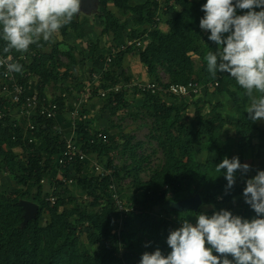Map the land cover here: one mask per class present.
Returning a JSON list of instances; mask_svg holds the SVG:
<instances>
[{
    "label": "trees",
    "instance_id": "trees-1",
    "mask_svg": "<svg viewBox=\"0 0 264 264\" xmlns=\"http://www.w3.org/2000/svg\"><path fill=\"white\" fill-rule=\"evenodd\" d=\"M132 1L98 0L102 33L113 35L117 47L126 44L125 31H129L130 40L141 39L142 43L137 47L139 61L152 81L164 83L160 74L162 69L170 80L165 86L171 83L198 82L202 74L211 83L218 82L213 94L225 96L233 104L237 118L224 115L216 106L209 113L198 112L196 121L189 124L184 120L186 98L168 103L158 94L144 93L145 107L157 119L161 130L159 145L165 152L166 160L149 181L143 182L136 178L140 196L136 202L131 201L136 212L121 211L112 202L108 190L111 177L92 175L94 172L83 173L85 163H76L74 166L86 200L80 201L77 197L66 199L59 194L58 189L45 186L46 183L56 186V182L50 179L45 183L42 180L57 168L56 156L62 152L66 141L57 130V118H34L38 124L35 136L40 142L32 143H29L30 132H26L24 126L5 125L4 121H0V171L10 174L16 184L14 193L0 192V264H121L122 261L129 263L135 257L141 260L144 252L152 253L157 248L166 257L171 252L167 244L171 231L164 229L168 227L167 220L155 218L154 213L159 209L173 213L181 224L183 220L196 223L198 214L211 216L221 209L249 221L257 217L245 202L243 191L247 179H250L251 170L254 176L257 171H264V159L257 165L248 164L245 152L255 153L257 148L264 149V129L259 121L249 119L246 109L250 99L246 90L238 85L230 73L218 71L217 76L213 77L207 70L205 56L208 52H216L218 45L209 40V30L200 28V19L205 15L201 8L206 0H146L136 5ZM112 6L121 15L133 14L135 29L130 30L128 22L121 21ZM254 10L259 12L261 9ZM247 11L237 9V15ZM76 17L77 14L70 23L60 28L65 37L69 29L74 30L77 39L85 37V25L88 22H80ZM157 17H160V21L156 20ZM46 44L48 42L43 39L34 43L32 47L37 49L38 56L30 64L20 61L22 71L17 72L23 84L30 78H37L36 88L41 97H47V87L52 81L56 84L60 76L66 80L76 62L72 52H64L70 59V63L64 65L60 61L62 51L59 46L53 47L49 53L41 52ZM6 46L7 41L0 27L2 53H13L16 56L22 54V51L15 49L5 52ZM135 48L136 43H133L116 54L110 70L103 75L104 83L100 88H107L123 80L117 77L116 72L122 67L125 56ZM95 49L91 54L96 67L92 70L101 72L106 65V57L103 61V56L96 59L93 54ZM63 65L66 66V72H57ZM125 79L130 80L128 77ZM60 85L64 90L53 100L59 104L62 112L65 106L63 94L74 93L69 86L65 88L66 83ZM92 89L93 95L98 94V89ZM124 95L116 96L119 102H122ZM254 95L258 97L264 94L254 90ZM194 99L197 100L193 103L195 106L199 107L203 102ZM9 106L7 101L0 103V111L7 110ZM5 120L8 122L9 117ZM229 128L233 129V133L225 134ZM80 133L89 154L104 151L105 143L89 145V133L85 129H80ZM14 135L18 136L17 140L13 139ZM89 146H93V149H89ZM17 149H22L23 155H18ZM200 153L204 155L203 160L198 159ZM225 157H238L241 164L250 165L246 174L237 170L236 181L231 188H227L224 175L226 169L218 171L216 168ZM70 171L69 168L63 169L67 178L75 176ZM120 175V170L115 168L113 177ZM58 181L59 185L66 184L62 180ZM167 185L169 189L165 188ZM194 193L202 198V204L197 210L171 208V201L190 198ZM51 194L57 195L55 204L47 200ZM22 200H30L39 205L35 218L26 221L25 209L20 203ZM208 210L213 212L209 213ZM46 214L49 219L44 224L42 218ZM136 221H140L139 228L135 226ZM85 225L89 229L88 244L82 245L80 229ZM175 225L177 223H172V231L178 229ZM140 231L147 239L146 246L141 240ZM89 247L95 249L91 251ZM125 249L127 252L123 254ZM213 255L220 254L213 251Z\"/></svg>",
    "mask_w": 264,
    "mask_h": 264
},
{
    "label": "clouds",
    "instance_id": "clouds-1",
    "mask_svg": "<svg viewBox=\"0 0 264 264\" xmlns=\"http://www.w3.org/2000/svg\"><path fill=\"white\" fill-rule=\"evenodd\" d=\"M80 7L81 0H0L4 51L26 52L41 38L48 41ZM237 9L248 11L237 15ZM201 10L205 15L200 28L209 30V40L218 45L216 52L205 56L208 72L213 77L218 71L230 73L250 99L249 119L264 120V95H254V90L264 94V0H206ZM8 69L21 72L22 66L10 63ZM216 168L226 169L227 188H231L237 170L246 174L250 165L241 164L238 157H225ZM243 196L256 218L249 221L225 209L211 216L200 213L195 225L183 220L180 228L169 233L171 252L166 257L157 248L144 252L140 264H264V171L247 179Z\"/></svg>",
    "mask_w": 264,
    "mask_h": 264
},
{
    "label": "rangeland",
    "instance_id": "rangeland-1",
    "mask_svg": "<svg viewBox=\"0 0 264 264\" xmlns=\"http://www.w3.org/2000/svg\"><path fill=\"white\" fill-rule=\"evenodd\" d=\"M95 7H91L88 11L80 8V11L77 13V19L81 22L85 20L88 21L87 25L90 35L86 42L80 43L81 46L79 50H75V59L79 63V72L74 73V69L69 71V77L66 79V86L71 89V86L75 87L71 89L72 93H66L65 95V106L60 115L59 127L57 130L60 131L64 137L73 138L75 141L82 143L81 138L82 134L80 129H85L91 138H93L97 133L104 132L108 137V142L105 143V148L103 152L93 151L90 154L92 160L97 161L101 165H109L120 170L121 175L115 178L118 181L119 190L122 193L123 199L126 200L129 204L131 201L136 202L139 199V193L137 190L136 178H139L143 182L149 181L153 175L162 168L165 163L166 156L165 152L159 145V133L160 127L157 123V119L151 115L148 109L145 107V95H138L136 92L126 93L123 97L122 102H119V99H105L99 97L97 94L91 96L86 103H83L78 107V115L74 116L71 111L74 109L75 100H79L83 92V86L87 82H93L92 79V69H95L96 65L94 62H90L88 65L87 58L93 52L94 57L103 56L105 57L110 55V52L113 49H117L115 42L113 40V35H102L101 34V23L98 16V5L95 2ZM121 15V14H120ZM88 17V18H87ZM127 17V16H126ZM125 16H120L121 20L126 19L129 22H133V16L126 18ZM128 22V23H129ZM73 46L74 41L72 39L68 40L63 48L66 49V46ZM87 45L89 47L87 48ZM98 47V49H97ZM49 48L46 47L44 51H48ZM106 55V56H105ZM102 60V61H103ZM60 61L64 65L69 64V58L66 54H63L60 57ZM86 62L85 67H80V63ZM61 66L60 70H57L59 73L66 72L65 67ZM144 71H143V69ZM95 71V70H93ZM96 73V72H95ZM161 77L164 81L169 82V76L161 69ZM71 75V76H70ZM116 75L119 79L126 80L128 77L133 79L135 77H140L142 79H148V74L139 61L138 49L132 50L125 56L123 60L122 67L116 72ZM73 77V78H72ZM77 80V81H76ZM64 81V79H63ZM85 81V82H84ZM87 81V82H86ZM58 88L55 87V81H52V84L48 87L49 97L52 99L57 97L64 87L61 86L62 77L59 79ZM110 82V81H107ZM201 82L205 85L202 89V93L199 98L203 102L198 107L195 106L194 101H197L194 98H187L184 105H187V109L184 112V120L187 123H194L196 121V115L198 112L209 113L214 107L218 106V110L224 115L236 119L237 116L233 112V104L226 99L225 96L215 95L213 91L215 90V85H210L211 82L206 79V77L201 75ZM104 83V80H100L96 85L100 86ZM161 98L168 103L178 102V98L171 95H162ZM73 107V109H72ZM85 116V118H83ZM10 122L18 123L22 126L25 125V120L19 116L17 108L11 107L9 111ZM9 124V123H8ZM10 126L12 124H9ZM261 125H264V120H261ZM233 129L229 128L225 130V134H232ZM83 146L84 143H82ZM99 141L96 145H102ZM89 149H93V146H89ZM16 153L18 155L22 154V149H17ZM199 160L204 159L203 153H200L198 156ZM264 159V149L257 148L255 153L250 151L245 152V161L249 163H254L255 165L259 164ZM87 169L91 170L93 162L90 160L87 162ZM58 170L53 169L51 173L62 175V172H56ZM71 174L75 175L74 183H66L65 185H59V181H56V187L59 191V194L66 199L69 197H77L78 200H86V196L83 195L82 188H80L77 181V168H73L70 171ZM50 174V173H49ZM92 174V173H91ZM93 173L92 175H96ZM249 177L253 178L254 173L251 170L249 172ZM46 187H53L50 184L46 183ZM16 184L12 176L8 173L0 171V192H6L7 194H12L15 192ZM194 195H196L194 193ZM182 200V199H180ZM178 200V201H180ZM177 201V200H173ZM172 202V201H171ZM128 204V205H129ZM209 213H212L213 210H208ZM239 212L242 210L239 208ZM155 218L167 220L168 227L164 229L167 231L171 230L172 223H177L178 228L182 226L180 222H176L177 219L175 215L169 211L159 209L154 213ZM49 215H44L42 222L47 223ZM195 225L196 223H192ZM136 228L140 227V221L135 222ZM89 229L85 225L80 229V239L82 245L88 244L87 233ZM141 240L147 245V239L144 234L139 232ZM88 246V245H87ZM93 251L94 247H89ZM125 249L123 254L126 253ZM150 253V252H149ZM230 260L232 257L229 258ZM121 264H140V258L135 257L129 263L127 261H122Z\"/></svg>",
    "mask_w": 264,
    "mask_h": 264
},
{
    "label": "built area",
    "instance_id": "built-area-1",
    "mask_svg": "<svg viewBox=\"0 0 264 264\" xmlns=\"http://www.w3.org/2000/svg\"><path fill=\"white\" fill-rule=\"evenodd\" d=\"M156 20L160 21V17H157ZM155 26H157L155 24ZM133 43L137 45H141V39L129 40L125 45L120 48L114 49L110 55L106 57V65L101 72H97L94 77L95 80L93 82H87L83 86V92L78 101L74 104V109L72 114L77 116L78 107L86 103L88 99L93 96V87L98 89V96L105 99H115L117 95L122 93L136 92L137 94L144 93H154L159 96L162 95H172L177 98H198L201 95L202 89H204L205 85L201 82H190L187 84H169L165 86L166 81L163 80L164 83H158L155 81L144 80L140 77H136L130 80H121L118 83L112 84L107 88H100V86L96 85L100 80L103 79V75L106 71L110 70L111 63L113 62L116 54L129 47ZM35 56V54L27 55L20 54L14 55L13 53L3 54L0 49V67L2 68V73L0 74V103H4L7 101L10 106L7 110L0 111V121H4L5 125L12 124L16 126L18 123L6 122L5 118L9 117V111L11 107L17 108V112L20 117L25 120L24 128L26 132H30L29 143L37 141V137L35 136V132L37 131L38 124L35 122L34 118L43 117V118H57L60 116V106L57 102H55L50 97H41L37 90H29L26 84L21 83L19 77L17 76V72L9 71L8 64L10 63H20V61L24 60L28 62L31 57ZM218 85V82L211 83L210 85ZM65 96V95H64ZM80 116V115H78ZM84 115L83 118H85ZM8 124V125H9ZM14 140L18 139L17 135L13 136ZM106 143L108 142V137L104 132L97 133L93 138H90L89 145H94L97 142ZM90 154L83 146L82 143L75 141L73 138H66L65 146L62 152H60L56 156V165L58 168L62 170L64 168L73 169L76 163H85V169L83 173L89 174L91 172H96L101 176H110L111 180L108 185V190L112 196V202L118 206L121 211L124 212H136V209L133 206V203L129 204L126 200L123 199L122 193L119 190L118 181L113 177V173L115 172L114 167H110L109 165H101L95 160L90 158ZM93 162L92 169L88 170L87 162ZM48 179L51 182H56L57 180H62L65 183H74L75 179L73 176L67 178L64 173L60 176L57 174L51 173L48 174L45 179L42 180L43 183L47 182ZM53 190L57 189V187L53 184ZM169 189L167 185L165 187ZM47 200L51 204H55L57 201V195L51 194L47 197ZM129 204V205H128Z\"/></svg>",
    "mask_w": 264,
    "mask_h": 264
},
{
    "label": "crops",
    "instance_id": "crops-1",
    "mask_svg": "<svg viewBox=\"0 0 264 264\" xmlns=\"http://www.w3.org/2000/svg\"><path fill=\"white\" fill-rule=\"evenodd\" d=\"M146 0H133L132 1V4L133 5H136V4H139V3H143V2H145ZM198 1V0H197ZM97 3V5H98V1L96 2ZM91 7H95V4H93V5H91V6H89L88 8H86V9H84V8H81V9H83V10H89ZM113 10H116L115 9V7H111ZM98 9V8H97ZM116 14H117V16L119 17V19H120V16H127L126 18H128L129 16H133V18H134V15L133 14H128V15H120L119 13H118V11L116 10V12H115ZM88 18V17H87ZM100 19V18H99ZM79 20V19H78ZM121 20V19H120ZM80 21V20H79ZM121 21H127L126 19H124V20H121ZM81 22V21H80ZM88 22V21H87ZM127 22H129V21H127ZM100 23H101V27H100V30H101V34L102 35H106V34H103L102 33V29H103V25H102V21H101V19H100ZM129 24V29L131 30V29H135L134 28V25H133V22H129L128 23ZM161 25V24H160ZM88 25L86 24L85 25V30H86V35H85V37L84 38H81V39H77L76 38V34H75V32H74V30H72V29H69V33H68V35L65 37V35L64 34H62V32L60 31V29H59V31L58 32H55V33H53L52 34V36L50 37V39L48 40V41H46V42H48V44H46V46L41 50V52H43V53H49L52 49H53V47H57V46H59V48H60V50L62 51V54H60V57L63 55V54H66V53H64V52H72L73 53V56H74V58H76L75 57V54H74V52H75V50H79L80 49V43H82L83 44V42H86L87 40H88V37H89V35H90V31L88 30ZM159 27V26H158ZM160 28V27H159ZM109 36H112V35H109ZM124 36H125V42L127 43L130 39L128 38V36H129V31H125V33H124ZM42 39V38H41ZM69 39H72L73 41H74V45L71 47V46H66V49H64L63 48V46L66 44V43H68V40ZM34 45V43L32 44V45H30L29 46V49L26 51V52H24V51H22V54H27V55H32V54H35V56H33V57H31V59L30 60H28V64H30L34 59H35V57H37L38 56V51H37V49H35V48H33L32 46ZM46 47H48L49 48V50L48 51H44V49L46 48ZM89 47V45H87V48ZM130 47V46H129ZM137 47H139V45H137L136 44V49H137ZM97 49H98V47H97ZM114 50V49H113ZM112 50V51H113ZM111 51V52H112ZM110 52V53H111ZM130 53V52H129ZM106 56V55H105ZM69 58V57H68ZM97 58H99V57H97ZM103 60V59H102ZM75 63L72 65V67H71V69H70V71L72 70V69H74V73H80L78 70H79V63H78V61L75 59ZM86 62H88V65H89V63L90 62H94L93 61V58H92V54L87 58V61ZM86 62H84V65H83V63H80V67L82 68V67H85V65H86ZM69 63H70V59H69ZM143 66V65H142ZM48 67L49 68H51V64H49L48 65ZM65 69H66V67H65ZM142 69H143V67H142ZM143 71H144V69H143ZM97 73V72H96ZM95 73V71H93L92 70V77H93V79H92V81H94L95 80V77H94V75L96 74ZM71 76V75H70ZM61 77V76H60ZM60 77H59V79H60ZM73 78V77H72ZM136 78V77H135ZM59 79H58V81H59ZM144 80H148V79H144ZM77 81V80H76ZM151 81V80H150ZM85 82V81H84ZM87 82V81H86ZM167 82V81H166ZM62 83H66V80H64L63 81V79H62V82H61V84ZM26 85H27V87H28V89L29 90H37V78H30L29 80H28V82L26 83ZM50 85H48V87H49ZM55 87H57L58 88V86H59V82H57L55 85H54ZM48 87H47V91H46V93H47V96L49 97V94H48ZM73 88H75V87H73V86H71V89H73ZM66 93H68V92H66ZM66 93H64L63 94V96L64 95H66ZM138 95H142V94H138ZM172 96V95H171ZM65 97V96H64ZM174 97V96H173ZM51 98V97H50ZM66 100V99H65ZM77 101V99L75 100V102ZM72 109H73V107H72ZM71 113H72V111H71ZM61 115V114H60ZM59 120H60V116L59 117H57V121H58V127H59ZM259 124H260V126L264 129V125H261V120H259ZM66 138H68V137H65V140H66ZM37 141L38 142H40V139H38L37 138ZM56 170H58V171H56V172H62L63 173V170L61 169V168H56ZM57 176H60V175H58L57 174ZM50 185H51V183H49ZM176 217V216H175ZM177 218V217H176ZM178 219V218H177ZM176 222H179L178 220L176 221Z\"/></svg>",
    "mask_w": 264,
    "mask_h": 264
},
{
    "label": "water",
    "instance_id": "water-1",
    "mask_svg": "<svg viewBox=\"0 0 264 264\" xmlns=\"http://www.w3.org/2000/svg\"><path fill=\"white\" fill-rule=\"evenodd\" d=\"M98 0H81V8H88L93 5ZM21 205L25 209V218L26 221L33 219L37 216L39 211V205L30 200H22ZM202 204V198L199 194H196L190 198L182 199L180 201H172L171 208L186 211L188 209L197 210Z\"/></svg>",
    "mask_w": 264,
    "mask_h": 264
}]
</instances>
